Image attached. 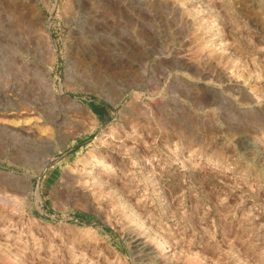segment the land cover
Listing matches in <instances>:
<instances>
[{"label":"rangeland","instance_id":"374dc122","mask_svg":"<svg viewBox=\"0 0 264 264\" xmlns=\"http://www.w3.org/2000/svg\"><path fill=\"white\" fill-rule=\"evenodd\" d=\"M0 264H264V0H0Z\"/></svg>","mask_w":264,"mask_h":264},{"label":"bare ground","instance_id":"6f19581e","mask_svg":"<svg viewBox=\"0 0 264 264\" xmlns=\"http://www.w3.org/2000/svg\"><path fill=\"white\" fill-rule=\"evenodd\" d=\"M52 86H53V84H52ZM31 126H32V125H31ZM15 127H16V126H15ZM37 127H38L37 124H35L34 127H31V128L29 127V129H31V131H32L33 133L38 134V136H39L40 138L47 139L48 136L43 137V135H41V134L38 133L39 131H38ZM48 139H49V138H48ZM48 139H47V140H48Z\"/></svg>","mask_w":264,"mask_h":264}]
</instances>
